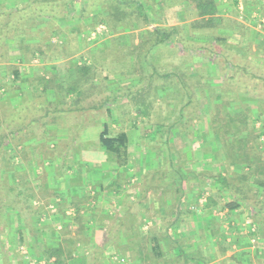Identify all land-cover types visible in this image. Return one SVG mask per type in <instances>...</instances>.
Returning a JSON list of instances; mask_svg holds the SVG:
<instances>
[{
	"label": "crops",
	"instance_id": "1",
	"mask_svg": "<svg viewBox=\"0 0 264 264\" xmlns=\"http://www.w3.org/2000/svg\"><path fill=\"white\" fill-rule=\"evenodd\" d=\"M21 1L20 3L23 4L26 0ZM183 2L184 0H175L166 6L165 0H155L152 1V3H149L148 7L154 8L157 10L156 12H160L162 9L161 12H163L161 16L163 23L154 22V27L157 25H179L182 35L185 37V40H187L185 46L176 43L173 39L166 45L156 46L149 52L146 51L144 55L151 56V60L153 62L152 64H147V66H151L152 68L149 76H157L154 78H165V74H158V72L164 70L163 68L166 64L168 65V63H165V60L162 58V55L165 54L164 52H171L172 54L175 53L178 56L184 55L187 59H189L187 64H182V66L179 65V62L177 61L171 62L170 64L172 68H178V70H174V76H176L178 80H182V82L185 77L184 72H186L188 80L185 85L184 81V87H188V89H190V87H194V78L192 81L191 78L194 77L195 74L197 75V71L200 74L198 77L200 80H203L202 82L204 85L209 84L210 87H215V93H213L215 95L211 93L212 91L208 90L207 93H204L201 96V99L195 98L192 92L188 90L187 99H189L186 103L189 105H195L197 103L207 104L210 105V108H213L211 107V104L212 106L217 104L220 106L225 105L226 109L224 114L228 117V119H232L234 116H238L241 121L264 118V115H262L264 114L263 111H261V108L257 106L264 103V97H257L259 94L254 90L259 87L258 82L260 81L261 83L263 82L262 84L264 87V62L260 60V58L264 57V46L257 43V45H254L255 47L250 50V46L247 43L249 40L245 37V33L243 31L238 34H234L233 36H231L232 34L227 33L226 22L224 21V19L227 20V18L223 15L224 9H221L222 4L218 5V8L220 10L219 15L223 18V22H225L223 24L225 27L221 26L223 23L222 21H220L221 27H214L212 25L206 26L204 24L197 23V20L200 17L194 15L193 13L189 14V12L185 10L186 7ZM144 4H146V2ZM11 6L12 4L10 6L8 5V7ZM69 8L72 9V7ZM159 9L160 11H158ZM104 10L105 9L100 6L93 8V10H91V15L93 17L94 15L104 12ZM84 16L81 19L76 17V22L81 24L88 23L87 18L85 19ZM55 19L56 18L52 17H42L38 18L37 21L40 20L39 25L41 22H47L48 20L53 21L55 25L60 22L68 23V25L70 24L73 27L75 25L73 19H69L67 17H62L57 20ZM126 20L127 23L130 22L129 19L122 20V22L124 21L123 23L126 24ZM147 25L150 26L151 24L149 23ZM39 27L36 26L35 28ZM143 28L145 29L146 27ZM145 31L146 30L141 33H136L135 35L123 32L122 34H119V36H121L119 38L125 41V44L129 40L139 36L145 40V38H147ZM55 34H58L57 37L60 40H68L71 38L79 40V47L73 54V56H78L77 63L73 64L69 63L68 60H62V63H59L56 66L53 62H43L41 69L47 71L48 73L50 72L51 74H55L56 79L52 82L44 81L45 84H49V86H46L45 88L41 83H38V80H34L36 76H39L37 75L39 66L36 65L37 63H34L32 59L29 60L31 61L30 63H22L23 65H18L20 73L19 78L21 79L20 81L18 80L19 83L16 81L12 84L15 86V90L13 91L14 96H12L11 99L13 106L14 104L28 106L33 103L37 106L41 105L46 108L45 113H42L39 116L33 115L29 119V121H32L30 125L32 123H38L39 126H42L43 131H50V135L55 136L54 141L57 143L58 147L56 149L57 151L53 150L50 158L45 161V167L42 171H40L42 172L41 175L38 174L34 177L32 175H28V177L25 178L28 185H31L33 188L34 196L31 198V205L33 209L37 207L41 208L39 209L40 213L37 214L38 220L32 218L33 216H31L32 213L30 210L27 211L23 208V206L26 205L24 197L27 195V193H23L20 198L21 202L17 203L15 206L16 209L8 213V218L11 220L10 225L5 226V228L3 227L4 233L0 232L3 238L0 239V264H32L31 261L37 258V248H40L43 252L47 245L53 244L57 247L61 246L62 249H64V247H67L70 242V246L73 247V250L69 255L64 257V262L66 264H104L106 262L107 251L109 248L114 249L113 245L110 244L105 250L100 252V254L99 252H94L95 247L103 245L104 233L110 232L111 234L112 232H116V230L118 231L119 228H126L127 230H130L132 224L130 223L132 221L131 217L135 214L137 216H139L138 214L143 215L145 212L141 211L139 208H135V210L132 208V205L134 204L133 200L136 197L137 199L142 198L145 193V189H142L141 194L139 192L131 193V190L129 191L128 189L126 191L125 189L126 182L131 183V173L127 171L129 173L128 174L125 171L126 174H128L125 176L127 178H125L126 181L124 178L120 179V177H117L119 171H121L123 167L121 169L116 168V173H114V175L106 173L104 170L108 168L109 165H113L109 164L108 161L105 160L106 153L103 148L100 147L98 142L83 144L81 141L88 140L86 137L84 138L88 131H98L99 135V132L102 130L100 104L105 100H107L109 104L108 108L110 114L113 116V119L120 121L117 122L120 125L119 127H121L120 129H122L120 131H130L129 121L133 118L131 115L132 111L130 110L132 108V101L134 104H139V108L142 107V104L147 103L146 96L148 91L150 92V86L147 87L146 82L149 77L145 75V77H143L144 81L140 76L138 80L125 82L126 75H124L123 72H126V70H122V73H119V76L114 74V77L118 76V81L115 80L112 74H108V86L102 87L100 82H98L97 76L93 74V71L95 72L96 69L94 70L93 64H91V59L89 60L92 53L89 55L88 52L84 53V50L82 49L83 46L81 41L85 39L84 34L80 32L75 33L74 31L69 32L62 29H60L59 33ZM223 35L224 37H218ZM115 37L117 36H114V38ZM7 39L8 37L5 38V40ZM52 39L53 36L51 37V40ZM138 39L141 40L140 37ZM223 39H225V42L228 39V42H232L233 46L236 48L233 46L232 48L231 46L224 47V44L226 46V43H224ZM13 44L16 45L15 43ZM145 45H147V42ZM52 48L53 49H51L48 54L44 53L47 58L52 56L56 57V54L60 52L63 53V56L67 55L66 52L68 48ZM90 51H93V49H90ZM197 51L200 53L198 54ZM201 51L204 53V58L208 57L210 59V55L213 54L214 56L220 55L223 64L218 66L219 68L216 69V71H218L217 73H212L213 70L211 65L213 64L208 65L207 63L206 65H203L204 67L197 68V65L195 64L196 61L193 59L196 54L202 56ZM209 53L210 55H208ZM12 54L15 57V60L18 56H21L17 46ZM225 56L226 59H228V64L224 62L226 60ZM190 58H192L191 61ZM83 60L86 61L85 63L87 65H84L86 66V69H84V66L82 67L81 62ZM212 63H216V61L213 60ZM180 66L184 68L183 71H180ZM88 68L92 69L91 75L87 74V72L90 71ZM7 70L5 66L0 65V80L4 79L3 81H5L4 76L7 73ZM114 71L116 72V70H113L112 72ZM47 72L42 71L41 73L43 75H47ZM180 72H183V74H180ZM173 83L174 82L171 80V88L174 87L172 86ZM126 84L129 85H127V87H123ZM154 87L160 88L159 95L161 99H163L165 94L172 99L171 92L164 89L166 87L165 84H163V81L154 85ZM36 92L39 94L43 93L44 97L41 102H37L34 98L33 95ZM157 94L154 95L156 96ZM159 95L156 100H160L159 103H161L162 100L159 99ZM167 102L170 103L169 100ZM122 105L123 107H121ZM194 109L195 108L192 110L189 109L191 111H189V113L187 112L188 115L186 114L189 121L193 119L194 123L191 124V126L189 125V128L192 127V129H195L194 119L198 114ZM139 113V115L145 114V112L142 113L140 111ZM69 119L73 122L71 125L75 131L84 132L81 134V144L78 145V141H74V138H71L68 140L67 144L69 145L65 151L64 149H59V146L66 145L65 141L62 140V136L64 134L66 135L65 131L68 130L67 120ZM178 124L179 121L176 119L174 123L168 126H164L160 123L157 127L158 131L168 129L170 127L169 131L176 128L179 132ZM248 125L249 124L247 123L246 127ZM251 126L254 127V131H258L259 133L260 129L258 126H255V124H251ZM242 132V134H240L241 136H243L246 131ZM126 134L129 136L127 132ZM56 136L60 137L57 138ZM60 142L62 143L59 144ZM129 145L130 143L128 142V147ZM246 145L248 146L247 151L251 145L256 147L257 152L259 151V143L255 142L250 145L246 143ZM242 147L243 145L240 146L239 150H241ZM173 148V150H176L175 147ZM171 156L175 158L173 161H177L176 157L173 155ZM30 163L31 161H29L28 166L32 168L33 165H30ZM176 164L179 163L176 162ZM160 165H157L156 163L154 168L157 169ZM219 165L226 166L228 170L235 167L233 166L234 164L232 161H227L226 163V161L223 160L222 163L219 162ZM130 166L131 169L134 168V165L130 162L124 166V169H129ZM226 167L224 169H226ZM140 168H142V164ZM245 168H247V166ZM256 175L257 174H255V176ZM260 176L262 177V175ZM261 177L255 184H251L250 188V192H252L251 201L252 203L254 202L260 210L257 208L253 209L250 205L246 206L245 203L247 202H243V204L232 211H228L225 208L223 209L226 211H224L226 216H234V218H251L254 225V231L250 233V237L247 238V236H244V230L239 225L237 228L235 227L238 230L235 229L231 231V229L228 231L230 234L229 240L224 233L225 231H222L223 228L216 233L217 230L214 232L211 230V223H200V221L194 219L195 221L193 222L190 230L192 233L195 232L193 233L194 235H189V238L187 240H183L182 242H178L176 240L177 243H171L169 247H172L173 249L170 252L166 251L164 253L166 261L164 262L166 264H183L184 259L180 258V255L184 252L188 255V258H186L188 259L186 264H195L194 261L197 259L199 261L201 260L199 264H264V189L259 185V182L263 180ZM117 178L122 180L123 185L120 187L118 192H115L113 188L114 186L111 185V181H115ZM167 180L169 181V178ZM178 182L179 179L175 180V183ZM170 191L172 193L170 195L168 194L170 197L166 198V201L170 199L175 200V198L179 200L185 199V194L183 195V193L177 191L176 187ZM110 201L115 203L110 206ZM142 201L144 202V205H146L145 200L143 199ZM115 205L119 206L120 211H116L118 210V206L115 207L116 210L115 208H112ZM107 209L108 212H106ZM180 211H178V209L175 210L174 215L177 214L176 212L180 215ZM117 214L118 217H116ZM145 215L148 216L149 214L145 213ZM82 216H96L100 217V219L94 218L95 220H89L85 222V226H83L78 221L80 220L79 217ZM164 216L165 211L164 208L161 207L159 210V217L163 218ZM112 218L115 220L114 225H111L110 219ZM121 218L127 222L126 225L122 226L118 224V220ZM176 219L177 220H175L174 223H172L171 220V225L169 224L167 227L163 222H161L162 224H159L161 227H157L158 231L177 232L180 228H186V224L189 220L187 215L184 217H181L180 215L179 218L176 217ZM81 221L83 222V220ZM0 225L3 226V224ZM226 225L232 227L229 224ZM160 228H162L163 231H160ZM177 237L179 240H182L183 238V236H177L176 234L175 238L177 239ZM251 237H254L255 242H253ZM133 241H135V239H133ZM203 241L209 243L208 246H205L206 250L202 249L205 245ZM179 243L181 244L183 250L178 247ZM199 244L202 245L199 246ZM162 245H167L166 240H162ZM147 246H149V243H145L143 245L144 248ZM124 251L128 253L130 257L132 256V260H136V258L140 260L139 257L141 254L137 255L135 250L132 251L126 249ZM25 256L27 257L24 258ZM158 264L160 263L158 262Z\"/></svg>",
	"mask_w": 264,
	"mask_h": 264
},
{
	"label": "rangeland",
	"instance_id": "2",
	"mask_svg": "<svg viewBox=\"0 0 264 264\" xmlns=\"http://www.w3.org/2000/svg\"><path fill=\"white\" fill-rule=\"evenodd\" d=\"M20 1L21 0H0V6L8 7V5L10 6L12 4L13 8H18L21 5ZM138 1H141V2L143 1L144 3L146 2L147 6H149V3H152V1H155V0H138ZM173 1L175 0H169V1L165 0V6L168 2L172 3ZM101 4L104 6L103 7V9H105L104 12H107V13L113 12L110 9L111 5L109 6L107 2L103 1ZM217 4L218 5L222 4L221 9H224L223 15H225L224 17L227 18V20L224 19V21L226 22L227 33H230L232 34L231 36H233L234 34H238L239 32L243 31L245 33V37L249 40L247 41V43L250 46V50H252L253 47H255L254 45H257V43L264 46V0H237L236 5L232 4L231 0H217ZM77 6L74 8V11L80 10ZM71 11L74 12L73 10H69L71 14H72ZM84 17L85 19L87 18L88 23H85V22H84L85 24L78 23L81 26L78 25L77 27L75 25L73 27L70 24L69 26L68 23H61V22L58 23L57 25H55L54 23L49 24L48 21L47 22L44 21L43 23L41 22V24L39 25L40 20L38 21L35 20L32 23L30 22L29 24H26L27 31L26 32L24 31L22 36L29 37L28 35H31L35 37L36 38L35 40L31 39L29 40L28 43L34 46H37L39 43H41V46H42L41 47L42 53L38 54L36 52V54H38V58L33 59V62L37 63L36 65L39 66L38 67L39 69L37 70L38 71L37 75L39 76H36L34 80H38V77L43 75L41 73L42 71L47 72L41 69L43 62L45 63L53 62L55 63L56 66L59 63H62L61 62L62 60L63 61L68 60L70 61V63L72 61H75L77 63L78 56H73V54L76 52V49L79 47V40L76 38H71L68 40H60L57 37L58 34L50 35L49 32L53 29L54 26L56 27V30L57 28H59V29L69 31V32L74 31L75 33L80 32L84 34L85 39L81 41L82 46H83L82 49L84 50V53L88 52L89 55L92 53V55H90L89 60L91 59L92 61L91 64H93L94 70L96 69L95 72L93 71V74L97 76L98 82H100L102 87L108 86V83H107L109 79V77L107 76L108 74H112L113 77H114V74L119 76V73H122L121 72L122 70L124 71L126 70V72H123V74L126 75L125 82H131L132 80H138L140 76L142 77V80L144 81L143 77H145V75L149 77L147 82L145 80V82L147 83V87L150 86L149 87L150 92L148 91V94L146 96L147 103L142 104L141 105L142 107L139 108L138 106L140 105L134 104V102L132 101V105H131L132 108L130 109L129 107V109L132 111L131 115L133 118L129 121L130 131H126L129 135L128 142L130 143L128 150H127L128 155H129V160L127 164L132 162V164L134 165V168L131 169V166H130L129 169H124V166H118L115 163L108 161L109 164H112L114 167L115 166L116 167L114 168L113 166L109 165V167L104 170L106 173L110 175H114V173H116V168L121 169L123 167V169H121L119 173L117 172L118 177H120V179L124 178V180L126 181L127 178L125 176L129 174L128 172H130L132 175L131 183L126 182V188H125L126 191L129 189V191L131 190V193L139 192L141 194L142 189H145V193L143 194V197L139 199H137L136 197L133 200L134 204L132 205V208L134 210L135 208H139L141 211H145V212L143 215L138 214L139 216H137L135 214L131 217L132 220L137 221L138 223L140 222L138 225V228L140 229L144 237L149 234H152L153 232H159L157 227L159 226V224H162L161 222H163L166 225V227L169 226V224L171 225V220L173 221V219L175 218L174 213H175V210L177 209L178 211L181 210V214H180L181 217H184L187 215V217H189V220L186 224V228L185 227H183L182 229L180 228L179 231L177 232L176 231L164 232L169 237V238H164V240H166L167 242L166 244L170 245L171 243H176L177 241L182 242L183 240H187L189 238V235L193 236L194 235L193 233L195 232L192 233L190 230H191V226L193 225V222L195 221L194 219L200 221V223H211L212 225L210 226V228L213 232L217 230L216 233L219 232L220 229L223 228L222 231L223 232L225 231L224 233L228 239L230 237V234L228 231L231 229H232L231 231L235 230L239 225L244 230L243 231L244 236H247V238L250 237L251 236L250 233L254 231V225L252 223L251 218L250 217L249 218H241V217L234 218V216H231V217L226 216V213H225L226 211L223 210L224 208H222V205L224 203L223 201H225V199L230 200L232 199V197L229 194H225L221 192L220 185L215 181L214 176H212V174L216 175L218 172H221L223 176L228 177L230 173L229 171H239V169L245 168V166L247 165L246 160H241L245 157L242 158V156H239V155L245 156V152H243V150L241 151L238 150V152H236L235 155H238L239 157L236 159L235 158L232 159L233 164H234L233 166H235L232 169L228 170L226 166H220L219 163H217V161L214 160V158L220 156L219 153L221 150H220V146L218 148V145L216 144L215 137L217 135L215 136V134H212V131H219L218 129L220 128L221 124H225V126L230 124L229 122L237 124L238 120L241 121L240 118L238 116H237L238 118L234 116L233 119H228V117L224 114V111L226 109L225 105L220 106L219 104H217V105L212 106L211 104V107L213 108H210V105L201 104V103H197L195 105L194 104L186 105V101L189 99V98L187 99L188 90H190L193 96L198 99H201V96L204 93H207L208 90L212 91L211 92L212 94L215 93V89H214L215 87H210L209 84H208L209 85L208 87V85L203 84L202 82L203 80L202 79L200 80V78L198 77L200 76L198 71H197V75L195 74V76L191 78V81L194 78L193 85L194 84L195 85L192 88L190 87V89H188V87H184V85L187 83L186 81L188 80L186 72H184L185 77H184L183 82L182 80L180 81L177 79L176 76H174L175 71L178 70V68L173 67L174 68L173 69L172 66L170 65L171 62L177 61L179 62L178 63L179 65L187 64L189 59H187L186 56L184 55L178 56L175 53L172 54L171 52H164L165 54L162 55V58L165 60V63H168V65L166 64L163 68L164 70L163 71L161 70L160 72H158V74L162 73L166 75L170 73V76H167L163 79L154 78L157 76H154V77L149 76L152 68L151 66L150 67L147 66V64H150V63L152 64L153 62L151 60V56L144 55L148 47H146L145 45L146 41H144L141 36H139L141 40L138 39L139 37L133 38L129 40L126 44H125V41H123L120 38H118L116 41L114 40L115 39L114 36L121 37L119 36V34H122L123 32L132 33L133 35H135L136 33H141V32H144V30L151 29L154 27V22H150L151 24L150 26L146 24L144 25L143 21L140 18H138L136 14H133L127 17V19H129L130 21L129 23H127V20H126V24H124L123 22L121 23L120 21H117V20L115 21L112 20V23L114 22V24L109 23L110 24L109 26V24H105L104 22L102 23L98 22L97 15H94L92 17L91 12L87 13ZM221 21L223 22V18L221 19ZM225 22L221 24L222 27H225V25H223ZM36 26L37 27L40 26L39 28H41L39 33H38V28H35ZM143 27H146L147 29L146 28L144 29ZM49 35L51 37L53 36L52 40ZM224 35L218 36V37H224ZM10 36L11 35H9V37ZM46 36L47 37L49 36V39L51 42L54 41L53 43L55 44H63L65 45V47H68L67 52H66L67 55L63 56V53L60 52L56 54V57L52 56V57L47 58L46 55H44V52L48 54V52H50L51 49L53 48L47 47L45 45L49 40L48 38H46ZM41 38L43 42L41 41L34 42ZM223 40H224V43H226V46L224 44V47L231 46L232 48L233 46L232 42L229 43L228 39L226 40V42H225V39ZM6 45H7L6 53L9 59L7 61L6 60L2 61L0 59V65L5 66L6 70L8 69L7 67L8 64H12L18 67L19 64L23 65V64H27L31 62V61L19 62L18 58L16 59L17 61L15 60V57L13 56L12 52L16 48V45H14L12 41L9 40V38H8V42ZM90 49H93V51H90ZM24 52L28 53L29 50L26 49L24 50ZM197 53L199 54L200 52L197 51ZM29 54L30 53L26 55H29ZM198 54H196V56L193 59L194 61H196L195 64L197 65V68L204 67L203 65H206L207 63L208 65L213 64L211 65L212 70H213L212 73L215 74L218 72L216 71V69L219 68L218 66H220V64H223V61L220 58V55L214 56V54L210 55L209 53L208 54L210 55V59H209L208 57L204 58L203 56L204 53H202V56H199ZM91 56L93 58H91ZM191 60L192 58H190V61ZM213 60H215L216 63H212ZM260 60L264 62V57L260 58ZM224 62L228 64V61H224ZM182 66H180V71L184 70ZM89 69L90 71L87 72V74L91 75L92 69L91 68ZM113 70H116V72L115 71L112 72ZM6 72L7 73L4 76L5 81H3L4 79L0 80V84H3V83L10 84L11 83V80H9L11 78L9 74L10 70H7ZM180 74H183V72H180ZM45 75H44L45 78L47 76L46 79H49V77L51 76L54 77V78H51V80L49 79L48 80L49 82L56 80L55 74L53 73L51 74L50 72L49 73L47 72V75L46 76ZM118 76L114 77L116 81H118V78H117ZM20 79L21 78H19L18 80L20 81ZM171 80L174 82L172 84V86L174 87L172 88L170 86ZM19 81L17 83H19ZM161 81H163V84H165L166 88L164 89L165 90L167 89V91L171 92L172 99L171 97L169 98L167 94H165L163 99H161L159 95L160 88L154 87V85L160 83ZM38 83H41V82L38 81ZM260 83L261 81L258 82L259 87H257L254 90L256 91V93L259 94L257 95V97H264L263 95L264 87L262 84L263 82L261 83L262 86ZM127 85L129 84H126L123 87L125 86L127 87ZM4 89H5V86L2 88L0 87V95H1L0 102L2 104L1 109H0L1 114L6 113L5 107H7V105H11L10 107L16 110V119L13 122L14 124L9 126V129H6L5 131H11L18 127H22L25 123L29 121V119L33 115L39 116L40 114L46 112L45 107H42L41 105L37 106L33 103L28 106L27 105L20 106L18 104H14L13 106L12 103L10 102L12 98H10V101L9 100L4 101L6 97V93H7V92H4ZM154 94H157V95L155 96ZM158 95H159V99L162 100L161 103H159L160 100H156L158 98L157 97ZM33 96L37 102L38 101L41 102L42 98L44 97L43 93L39 94L37 92L34 93ZM168 100L170 101V103L167 102ZM5 102L6 104L3 105ZM257 106H259L261 108L259 109L263 111L264 113V103L261 105H257ZM108 107H109V104L107 100L103 101V103L100 104V108H101L100 111H101V118H102L101 126L103 122L102 120H106L109 126L108 128L109 133L113 135L122 129H120L121 127H119L120 125L117 123L120 121L113 119L112 114L109 113ZM121 107H123V105ZM193 108H195L194 110L198 113L194 119L195 129H192V127L189 128V125L191 126V124H193L194 122H193V119L189 121L187 117L188 115L187 112L189 113V111H191ZM204 110H205V113H204ZM139 111L142 113L145 112V114L139 115L140 114ZM1 114H0V122L3 119L1 117ZM176 119L178 120L182 119L178 124L179 132L177 131L176 128H173V130H170V132L174 134H171L169 130L167 129H164L161 131L159 130L160 132L158 131L157 125L161 123L164 126H168L174 123ZM214 120H216L217 122L213 123ZM246 121H247L246 123L249 124L247 126L249 128L245 127L243 128V130H245L246 133L248 134L250 144L255 143V142L259 143L260 148L258 152L261 155L262 161H264V152H263L264 151V132L261 136L258 137L257 136L258 131H254L253 130L254 127L251 126V124H255V126L259 127L260 129L259 132L263 131L264 130V118L262 119L258 118L256 122L254 121V123H252L251 120H246ZM67 122H68L67 123L68 130L65 131L66 135L64 134L62 136L63 138L62 140L65 141L66 145L59 146V149H64L65 151L69 145L67 144L68 140H70L71 138H74L73 139L74 141H78V145H80L81 144L80 141L82 138L81 134L84 132V131H75V129H73V126L71 125V123H73L71 122V119L67 120ZM217 125H218V129L215 128V126ZM1 126L2 125L0 124V128ZM20 131H28L21 138L24 140L27 137H29V139L31 138L30 140L29 139L28 140L31 142V144H35V146H32L31 148H27L26 152H21L22 150L20 149H23V146L22 144H20V146L15 148L17 151L16 161L19 163L18 165L21 164L22 167H20V169L22 168L27 173V174L25 173L26 177H28V175H32L33 177L38 174L41 175L42 172L40 171L44 169L45 161L48 160L51 156V154L48 152L47 149L53 147L54 151H57L56 149L58 145L54 141L55 136L50 135V131H43L42 126H39L38 123L37 124L32 123L31 125L26 127L25 130H20ZM230 132L232 131H230V129L226 127L224 130L219 132V134L223 135L224 138H227L228 136V139L229 138L231 139L232 142H229L227 144V149L229 151L231 150V147H233L235 143L232 139ZM97 135H98V131H88L86 135L84 136V138L86 137L88 140L81 141V142H83V144H88V143L92 144L93 142L97 143L98 142ZM167 136H169L172 146L176 148V150H173L171 153V155L176 157V160H177V161H174V163L175 164L176 162L179 163L176 165L180 166L179 167L180 170L184 171L185 175L191 174L193 176V177L188 176V180L184 181L181 187L178 186V183H175V180H171L168 182L166 181L168 177H170V174L160 177V175L158 174V171L157 170L155 171L156 168H154L156 166V163L157 165L158 164L163 165L164 162L166 161L165 141L167 140ZM56 137L58 138L60 136H56ZM61 143L62 142H60L59 144ZM24 145H27V142ZM14 147L9 146V150L14 152L15 151ZM159 147H162L163 149L159 150ZM248 153L251 159L252 157H256L254 155V152L252 153L251 151L250 152L248 151ZM247 157H248V154H247ZM105 160L107 161V158H105ZM29 161H31L30 165H33L32 168L28 166ZM22 164H24V166ZM141 164H142V168H140ZM225 167L227 170L224 169ZM125 171L126 172L128 171L127 172L128 174H126ZM200 171H204L205 175L204 176L201 175ZM152 172H153V175H152ZM155 174H157V176H154ZM177 177L178 176L176 175L175 178L177 179ZM185 178L187 179V176H185ZM175 187H177V189L178 188L182 189L184 192L183 195L185 194L184 195L185 199H183L182 202L180 203H179V199H176V198L175 200L170 199L166 201V198L170 197L169 195L172 193L170 190ZM245 194L249 200L252 199V196H251L252 192H250V190L248 192H245ZM221 195H225L224 200L221 199L223 198ZM209 197H211L210 198L211 200L217 201V203L211 206V204L208 203ZM143 199L145 200L146 205H144V202L142 201ZM109 203L111 204L110 206H112L115 202L112 203L110 201ZM117 206L118 205H115L112 208H115ZM161 207H163L165 211V216L163 218L159 217V210ZM119 209H120L119 206H118V210H116L115 208L116 211H120ZM106 212H108V209L106 210ZM145 213L149 214L150 216L146 218L147 215H145ZM116 217H118V214L116 215ZM110 220H111V225H114L115 223L114 218ZM10 223H11V220L9 218H7V220L5 221H2L1 224H3V226H1L0 232L4 233L3 227L5 228V226L7 225L9 226ZM226 224H229L232 227L227 226ZM160 231H163L162 228H160ZM176 234L177 236H181V237L183 236L182 240H179L178 237L176 239L175 238ZM1 238H2V235L0 234V239ZM251 239L253 240V242H255L254 237L253 238L251 237ZM203 243L205 245L202 247V249L206 250L205 246L206 245L208 246L209 243H206L205 241H203ZM200 245L202 244H199V246ZM36 250L38 251L36 252L37 258L31 261L32 264H37V263H40L41 261L48 260L47 258H45L46 254L43 253L40 248H37ZM113 253L125 256L128 259L129 264H148L147 262H140V260H138L137 258L136 260H132L131 258L132 256L130 257V255L126 253L125 251L118 252L111 248H109V250L107 251L106 262L104 264L106 263L110 264L109 255ZM38 255L42 257H39ZM26 257L27 256H25L24 258Z\"/></svg>",
	"mask_w": 264,
	"mask_h": 264
},
{
	"label": "trees",
	"instance_id": "3",
	"mask_svg": "<svg viewBox=\"0 0 264 264\" xmlns=\"http://www.w3.org/2000/svg\"><path fill=\"white\" fill-rule=\"evenodd\" d=\"M107 2V4L111 7L110 9L113 11L112 13H107V12H101L97 15V21L102 23L104 22L105 24H114L112 23V20L115 21H120L122 23V20L127 19L128 16L136 14L138 18L142 19L144 24H149L150 22H156V23H163L161 20V16L163 14L162 9L156 12L154 8L148 7L144 2L142 1H134V0H26L25 3L21 4L20 7L18 8H13L12 7H7V6H0V59L2 61L8 60L9 57L6 53L7 50V42L8 39L5 40L6 37L9 38L10 41L16 44L18 47L19 53L21 56H18V61H29L34 58H38V54L42 53V46L41 43H39L37 46L31 45L28 43V38L29 40L33 39L35 40L36 38L28 35L29 37H23L22 34L23 32L27 31V25L30 22H34L38 18H46V17H52L60 19V18H69L73 19L75 26L77 27L78 24L76 21V17L78 19H81L84 15L87 13L91 12L93 8L96 7H101L103 8V5L101 2ZM169 1V0H167ZM232 4L237 3V0H231ZM169 2L166 4L168 5ZM184 6L186 7V11L189 12V14H194L199 16L200 18L197 20V23L204 24L206 26H214L217 27L220 25V21L222 17L219 15V8L217 4V0H184L183 2ZM78 5V8L80 10L74 11V8ZM248 6V5H247ZM246 6V7H247ZM69 7H72L70 9ZM69 10H73L72 14L69 12ZM151 12V13H150ZM207 17V18H206ZM110 18V19H109ZM124 22V21H123ZM48 23H54L51 20H48ZM77 24V25H76ZM109 24V26H110ZM89 27V26H88ZM41 28H38V33L40 32ZM44 30V29H43ZM179 25H157L153 29L146 30L145 33L147 35V38H145L144 41L147 42L146 47H148L147 51L149 52L151 49H153L156 46H162L166 45L169 42H171L173 39L176 41V43L181 44L185 46L187 40H185V37L182 35L180 31ZM46 31V30H45ZM60 29L54 26L53 29L49 32L50 35L59 33ZM9 35H11L9 37ZM49 35V36H50ZM49 36L46 38L49 39ZM51 37V36H50ZM119 37H115V41ZM45 39V38H43ZM219 39V38H217ZM37 41H42L41 39H38L34 42ZM54 42V41H53ZM48 40V42L45 44L47 47H61L63 49H67L68 47H65L63 44H55ZM29 50L28 53L29 55H26L28 53H25L24 50ZM36 52L38 54H36ZM45 53V52H44ZM91 58H93L91 56ZM226 59V56H225ZM225 61H228L226 59ZM86 61L83 60L81 62L82 67L84 65H87L85 63ZM70 63V61H69ZM71 63L76 64L75 61H72ZM8 70H10L9 74L11 78L10 84H0V87H4V92L6 93L5 100H9L14 96V90L15 86L12 85L14 82H16L19 79V69L18 67L8 64L7 65ZM80 67V68H82ZM84 69H86V66H84ZM89 69V68H88ZM170 76L169 74L164 75V77ZM52 76L49 77L51 80ZM44 77V75L38 77V81L41 82V84L46 88V86H49V84H45L44 81L49 82L48 80ZM7 87V88H6ZM11 91V92H9ZM255 92V91H253ZM264 95V94H263ZM1 97V95H0ZM11 102V101H10ZM103 103V102H102ZM6 102L3 104L5 105ZM186 105H189L186 103ZM1 102H0V109H1ZM11 105H7L6 108V113L1 114V117L3 118L0 124L2 125L0 128V224L2 221L7 220L8 218V213L10 211H14L16 209L17 203L21 202V195L23 193H27L24 197V202L26 203L23 208L27 211H31L33 216L32 218H35L38 220V213H40L39 209L40 207L34 208L31 205V198L34 196L33 195V188L31 185H28L26 178V172L18 165L19 163L16 161L17 157V151L15 148L20 146L22 144L23 149L21 152H26L27 148H31L32 146H35V144H31L29 141V137L22 139L21 137L25 135L28 131H20V130H25L26 127L30 125L32 121H28L25 123L22 127H18L14 130L11 131H5L6 129H9V126L13 125L15 119H16V110L12 109L10 107ZM14 110V111H12ZM12 112V113H11ZM110 113V111H109ZM233 119V118H232ZM182 119L178 120L179 122ZM257 119H252V123L254 121L256 122ZM217 121L214 120L213 123H216ZM246 120L239 121L236 123H231L226 125L221 124L220 128L218 129V125L215 126L216 129L219 131H212V134H215L216 138V144L218 145V148L220 146V153L219 157L214 158V160L217 161V163H222V161H232V159H236L239 156L245 157L241 160H246L247 163V168H242L239 169V171H229V176L225 177L222 175L221 172H218L216 175H213L215 178V181L220 185L221 187V192L225 194H229L232 199L223 201L222 208L227 209L228 211H232L239 207L243 202L245 203L246 206L250 205L254 209L260 210L257 205L251 200H248L246 198L245 192H248L251 188V184H254L257 182L258 179H260V175H263V180L259 182V185L263 187L264 189V161H262L261 155L259 152L256 151V147H253L252 145L249 146L248 151L254 152V155L256 157H251L249 156V153L247 151V145L246 143L250 144L249 141V136L245 132L243 136L242 134L243 128L246 127L247 123ZM178 123V122H177ZM242 128H241V126ZM230 129L231 136L234 143L233 147H231V150L229 151L227 149V144L229 142H232L231 139L224 138L223 135L219 134L220 131L224 130L225 127ZM109 126L108 123L103 121L102 123V130L99 132L98 135V143L100 147L103 148V150L106 153V158L107 161L113 162L118 166H125L127 165V162L129 160V155H128V136L125 131H119L113 135L109 133L108 130ZM170 128V127H169ZM169 128L167 130H169ZM160 132V131H159ZM170 132V131H169ZM242 132V133H241ZM264 131H261L257 134V136H261ZM172 134V132H170ZM170 134V135H171ZM169 135V134H168ZM240 135V136H239ZM29 139V140H28ZM249 141V142H248ZM27 145H24L26 144ZM166 143V161L164 164L155 169V171H158V174L160 177L166 176L170 174L169 181L171 180H177L179 178L178 186L181 187L184 181L188 180V176L193 177L191 174L185 175L184 171L180 170V166H177L175 163H173V157L171 156V153L173 151V146L171 144V140L169 139V136H167V140L165 141ZM243 147L241 150L245 152V156L243 155H235L236 152H238L240 146ZM9 146H15L14 147V152L9 150ZM163 148H159V150H162ZM48 152L51 154L52 151L54 150L53 147L47 149ZM240 150V151H241ZM248 154V157H247ZM233 162V161H232ZM24 166V164H22ZM245 166V167H246ZM221 168V167H219ZM247 169V170H246ZM260 170V171H259ZM153 171V172H155ZM207 171V170H206ZM259 171V172H258ZM152 172V175H153ZM26 173V174H25ZM150 174V173H149ZM201 175H205L204 171H200ZM255 174H257L255 176ZM178 176L177 179L175 176ZM154 176H157L155 174ZM187 176V179L185 178ZM118 177V176H117ZM163 180V179H162ZM168 182V180H166ZM111 185L114 187V191L118 192L120 187L122 186V180H119L117 178L115 181H111ZM177 189V187H176ZM177 191H180V193H184L182 189L178 188ZM117 194V193H116ZM224 200L225 195H221ZM211 197L208 198V203L211 204H216L217 201H213L210 199ZM182 202V200H179V203ZM181 212V211H180ZM175 216L179 218L180 215L179 213L176 212ZM181 214V213H180ZM149 215L146 217L148 218ZM176 217L172 221V223L175 222ZM31 218V217H30ZM100 219V217L96 216H89V217H79L80 220H78L83 226L85 222L89 220H95V219ZM102 219V215H101ZM83 220V222L81 221ZM128 221V220H127ZM129 223V222H128ZM130 223L131 224V229L127 230L126 228H119L118 231L112 232H105L104 237H103V245L102 246H97L94 249V252H102L107 248L108 245H113V248L115 251L118 252H123L124 250H135L137 252V255H140V262H147L148 264H166L165 262V252H170L173 248L169 247L170 245H162V240L164 238H169L164 232H153L152 234H149L144 237V235L141 233L140 229L138 228L139 223L137 221L132 220ZM119 225H126L127 222H125L124 219H119L118 220ZM1 226V225H0ZM79 235V234H78ZM79 237V236H78ZM86 237V236H85ZM80 238V237H79ZM87 238V237H86ZM117 239V241H116ZM135 239V241H133ZM120 241V242H118ZM128 241V242H127ZM145 243H149V246L147 247H142ZM167 243V242H166ZM177 243V242H176ZM71 242L68 244L67 247H64L62 249L61 246H55L53 244L47 245V247L44 248L43 253H45V258L49 259L51 257H54L57 263L60 264H66L64 262V257L69 255L73 247L70 246ZM178 247L182 249L181 244H178ZM137 249V250H136ZM134 258V257H133ZM180 258H183L184 262L183 264H186L188 261V255L184 252L181 253ZM169 259V258H168ZM171 259V258H170ZM165 261V262H164ZM195 264H199L201 260L199 261L198 259L194 261ZM108 264V263H106Z\"/></svg>",
	"mask_w": 264,
	"mask_h": 264
},
{
	"label": "built area",
	"instance_id": "4",
	"mask_svg": "<svg viewBox=\"0 0 264 264\" xmlns=\"http://www.w3.org/2000/svg\"><path fill=\"white\" fill-rule=\"evenodd\" d=\"M110 264H129L128 259L125 256L113 253L109 255ZM37 264H60L57 263L54 257H51L48 260L41 261Z\"/></svg>",
	"mask_w": 264,
	"mask_h": 264
}]
</instances>
